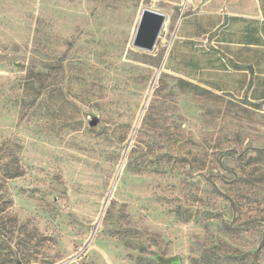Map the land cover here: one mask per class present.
Returning a JSON list of instances; mask_svg holds the SVG:
<instances>
[{
    "label": "rangeland",
    "instance_id": "374dc122",
    "mask_svg": "<svg viewBox=\"0 0 264 264\" xmlns=\"http://www.w3.org/2000/svg\"><path fill=\"white\" fill-rule=\"evenodd\" d=\"M202 1L0 0V264H264V102L163 66Z\"/></svg>",
    "mask_w": 264,
    "mask_h": 264
},
{
    "label": "crops",
    "instance_id": "0c3cea01",
    "mask_svg": "<svg viewBox=\"0 0 264 264\" xmlns=\"http://www.w3.org/2000/svg\"><path fill=\"white\" fill-rule=\"evenodd\" d=\"M178 20L164 68L216 93L264 102V0H203Z\"/></svg>",
    "mask_w": 264,
    "mask_h": 264
},
{
    "label": "water",
    "instance_id": "95a60500",
    "mask_svg": "<svg viewBox=\"0 0 264 264\" xmlns=\"http://www.w3.org/2000/svg\"><path fill=\"white\" fill-rule=\"evenodd\" d=\"M165 22L166 15L164 13L150 8H144L134 35L133 45L144 50L152 51ZM161 262L164 264H181V258L179 255H176L167 259L162 258Z\"/></svg>",
    "mask_w": 264,
    "mask_h": 264
}]
</instances>
